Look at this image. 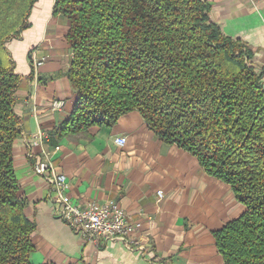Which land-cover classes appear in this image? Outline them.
<instances>
[{
	"label": "trees",
	"instance_id": "obj_1",
	"mask_svg": "<svg viewBox=\"0 0 264 264\" xmlns=\"http://www.w3.org/2000/svg\"><path fill=\"white\" fill-rule=\"evenodd\" d=\"M36 1L0 0V264H33L35 252L36 226L14 169L21 78L6 44L27 27ZM211 9L207 0H56L55 13L69 23L67 76L77 90L58 135L113 127L139 112L246 207L216 234L225 264H264L263 73L251 51L211 21Z\"/></svg>",
	"mask_w": 264,
	"mask_h": 264
},
{
	"label": "crops",
	"instance_id": "obj_2",
	"mask_svg": "<svg viewBox=\"0 0 264 264\" xmlns=\"http://www.w3.org/2000/svg\"><path fill=\"white\" fill-rule=\"evenodd\" d=\"M207 1L211 21L251 51L264 84V0ZM55 3L37 0L27 27L6 44L21 78L15 106L21 134L13 155L25 215L36 226L33 264H225L216 234L246 207L230 186L208 176L196 157L162 141L139 112L122 116L113 127L58 135L75 109L77 90L67 76L73 61L69 23L55 13ZM55 102L63 108L54 110ZM41 132L57 137L29 150L27 142ZM119 137L127 138L123 148L115 144ZM46 154L66 176L74 204L116 201L143 225L140 250L119 242L95 245L54 216L53 188L34 174Z\"/></svg>",
	"mask_w": 264,
	"mask_h": 264
},
{
	"label": "built area",
	"instance_id": "obj_3",
	"mask_svg": "<svg viewBox=\"0 0 264 264\" xmlns=\"http://www.w3.org/2000/svg\"><path fill=\"white\" fill-rule=\"evenodd\" d=\"M44 62L45 58L37 63V67H41ZM63 106L62 102H55L53 109L61 110ZM50 140V134L41 132L26 145L29 150H33L34 147ZM115 144L123 148L127 144V138L119 137ZM34 174L52 186L54 216L70 227L75 234L84 236L95 245L119 242L131 251L141 249L138 236L143 225L130 217L116 201H107L103 204L90 202L84 206L74 204L68 194L67 178L56 170L51 154H46L37 161ZM158 196L162 200L164 193L159 192Z\"/></svg>",
	"mask_w": 264,
	"mask_h": 264
}]
</instances>
